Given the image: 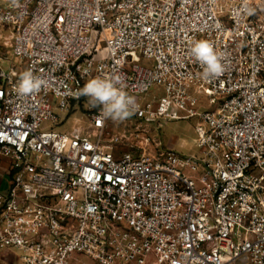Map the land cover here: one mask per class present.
Masks as SVG:
<instances>
[{
	"label": "built area",
	"instance_id": "1",
	"mask_svg": "<svg viewBox=\"0 0 264 264\" xmlns=\"http://www.w3.org/2000/svg\"><path fill=\"white\" fill-rule=\"evenodd\" d=\"M2 26L0 264H264V0H0ZM26 70L45 85L21 96ZM105 76L130 138L76 98ZM77 105L88 124L56 131ZM194 118L196 155L153 137Z\"/></svg>",
	"mask_w": 264,
	"mask_h": 264
},
{
	"label": "clouds",
	"instance_id": "2",
	"mask_svg": "<svg viewBox=\"0 0 264 264\" xmlns=\"http://www.w3.org/2000/svg\"><path fill=\"white\" fill-rule=\"evenodd\" d=\"M190 52L203 67L204 79L218 77L222 74L220 55L213 50L208 41H196ZM44 85L43 79L34 76L31 70H26L20 75L17 91L21 96H29L38 93ZM121 85L122 81L118 76L95 77L85 83L76 98L87 97L92 108L99 107L101 119L123 121L134 114L136 101L134 97L122 90Z\"/></svg>",
	"mask_w": 264,
	"mask_h": 264
},
{
	"label": "rangeland",
	"instance_id": "3",
	"mask_svg": "<svg viewBox=\"0 0 264 264\" xmlns=\"http://www.w3.org/2000/svg\"><path fill=\"white\" fill-rule=\"evenodd\" d=\"M0 32L7 35L8 28L6 26L0 27ZM9 49H3L2 53L6 54ZM7 59L10 62H7L4 67H9L11 63L14 65V59L12 55H7ZM142 65L147 66L146 63H142ZM157 93L155 90L150 92V96H146L145 100H151L153 94ZM162 95V94H161ZM202 105L206 106V100H202ZM86 106L80 107L77 105L73 112L68 115V118L65 120L64 125L55 127L54 129L58 132H66L68 130H72L77 126H86L88 124V117L86 112ZM199 120L197 118L190 119V120H181V121H172L168 123H164L160 130H156V128H151L153 132V137L158 138L164 148H171L173 151L182 156H191L198 154V149L196 147L197 141V133H196V126L198 125ZM108 124V133L110 136L115 134H127L128 138L129 133L131 131V124L130 121H113L109 120ZM130 131L128 132V130ZM109 136V137H110ZM107 137V138H109ZM118 151L127 150L125 146H118ZM85 264H95L90 260L86 259L85 257L82 258Z\"/></svg>",
	"mask_w": 264,
	"mask_h": 264
},
{
	"label": "crops",
	"instance_id": "4",
	"mask_svg": "<svg viewBox=\"0 0 264 264\" xmlns=\"http://www.w3.org/2000/svg\"><path fill=\"white\" fill-rule=\"evenodd\" d=\"M13 259H14V256H13Z\"/></svg>",
	"mask_w": 264,
	"mask_h": 264
}]
</instances>
